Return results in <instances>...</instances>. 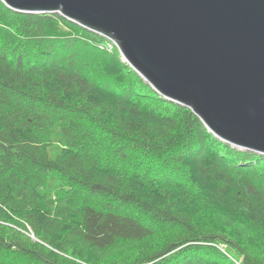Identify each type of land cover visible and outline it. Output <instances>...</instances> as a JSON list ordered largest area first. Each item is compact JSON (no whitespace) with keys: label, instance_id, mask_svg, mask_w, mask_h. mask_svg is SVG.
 Masks as SVG:
<instances>
[{"label":"trees","instance_id":"1","mask_svg":"<svg viewBox=\"0 0 264 264\" xmlns=\"http://www.w3.org/2000/svg\"><path fill=\"white\" fill-rule=\"evenodd\" d=\"M109 43L0 0V264H264V154Z\"/></svg>","mask_w":264,"mask_h":264},{"label":"water","instance_id":"2","mask_svg":"<svg viewBox=\"0 0 264 264\" xmlns=\"http://www.w3.org/2000/svg\"><path fill=\"white\" fill-rule=\"evenodd\" d=\"M115 40L165 97L219 138L264 154V0H3Z\"/></svg>","mask_w":264,"mask_h":264},{"label":"rangeland","instance_id":"3","mask_svg":"<svg viewBox=\"0 0 264 264\" xmlns=\"http://www.w3.org/2000/svg\"><path fill=\"white\" fill-rule=\"evenodd\" d=\"M120 53H121V52H120ZM121 57H122V59L125 60L124 55H122V53H121ZM125 61H126V60H125ZM127 62H128V61H127ZM219 218H222V222H226V221H227L228 224L234 226L235 228H236V226H238L237 224H233V223H231L230 219H229L227 216L225 217V214H224V213H223V214H222V213H218V215H217V220L220 222ZM238 227H239V226H238ZM236 229L239 230V228H236Z\"/></svg>","mask_w":264,"mask_h":264},{"label":"built area","instance_id":"4","mask_svg":"<svg viewBox=\"0 0 264 264\" xmlns=\"http://www.w3.org/2000/svg\"><path fill=\"white\" fill-rule=\"evenodd\" d=\"M109 39H110V41H111V43H109L110 46H112V45H116V47H118V44H117V42H116L115 40H113V39H111V38H109Z\"/></svg>","mask_w":264,"mask_h":264}]
</instances>
